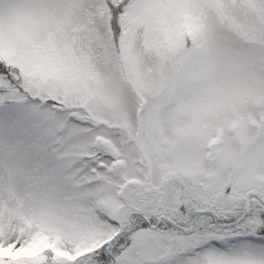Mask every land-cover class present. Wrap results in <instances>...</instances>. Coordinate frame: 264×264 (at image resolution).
<instances>
[{"label": "snow or ice", "instance_id": "snow-or-ice-1", "mask_svg": "<svg viewBox=\"0 0 264 264\" xmlns=\"http://www.w3.org/2000/svg\"><path fill=\"white\" fill-rule=\"evenodd\" d=\"M0 264H264V0H0Z\"/></svg>", "mask_w": 264, "mask_h": 264}]
</instances>
